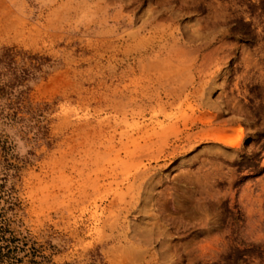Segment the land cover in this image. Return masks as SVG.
<instances>
[{"label":"rangeland","instance_id":"374dc122","mask_svg":"<svg viewBox=\"0 0 264 264\" xmlns=\"http://www.w3.org/2000/svg\"><path fill=\"white\" fill-rule=\"evenodd\" d=\"M0 264H264V0H0Z\"/></svg>","mask_w":264,"mask_h":264},{"label":"trees","instance_id":"16d2710c","mask_svg":"<svg viewBox=\"0 0 264 264\" xmlns=\"http://www.w3.org/2000/svg\"><path fill=\"white\" fill-rule=\"evenodd\" d=\"M5 60L8 62H14V58H15V56H13V55H11V54H6L5 55ZM34 68H36L35 66H34ZM22 73H23V76H22V78L25 80V79H28L29 77H30V75H31V72L29 71V70H23L22 71Z\"/></svg>","mask_w":264,"mask_h":264}]
</instances>
